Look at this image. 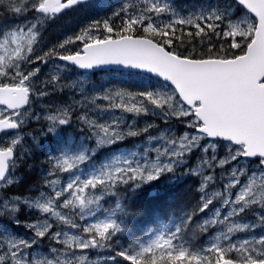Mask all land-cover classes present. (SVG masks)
<instances>
[{
    "label": "snow or ice",
    "instance_id": "6c2138e0",
    "mask_svg": "<svg viewBox=\"0 0 264 264\" xmlns=\"http://www.w3.org/2000/svg\"><path fill=\"white\" fill-rule=\"evenodd\" d=\"M233 2L239 5L236 11L230 3L224 9H203L168 23H156L152 15L155 13L156 18L165 13L177 15L160 0H147L139 10L122 7L113 13L121 20L120 25L106 19L101 27L100 21H94L58 45L61 52L67 54L54 48L37 57L41 61L56 57L85 70L113 65L141 76L150 74L163 81L162 88L138 92L126 89L113 92L105 88L89 102L96 105V101L102 99L108 102V107L101 111L119 109L135 116L151 111L165 121L186 122L185 127L195 132H185L179 137L162 132L159 137H149L150 141H163L159 147L143 152H116L98 167L85 172L81 165L90 161L99 148L147 133L155 125L136 130L133 123L127 125L125 131L120 119L98 123L89 118L87 105L83 103L80 115H76L72 105L50 110L44 116L47 128L41 130L43 134L56 132L75 118L87 127L88 138L95 143L75 153L60 152L47 158L51 169L43 184L50 192L41 191L35 199L0 197V216L16 224L22 223L16 218L21 205L41 214L35 222L24 223L34 232L31 240L0 230V264H98L85 254L91 249H108L114 253L105 257L103 264H264V235L232 240L235 233L264 227V0ZM79 3L80 0H8L7 11L12 15L31 11L36 16L34 22L0 30L4 37L0 41V132L18 130L27 115H35L21 109L29 104L31 79L39 69L24 74L21 64L31 61L28 53L33 52L41 20L54 18ZM240 10L242 16H238ZM184 25L191 29L186 33L188 41L183 38L182 28L177 35V27ZM101 31L106 34L99 35ZM196 38H200L202 45L207 44L206 52L197 51L191 43ZM76 44L79 47L67 51L68 46ZM58 82V77L54 76L44 83ZM69 87L84 93L81 81ZM39 95L48 93L41 90ZM116 98L119 103L115 102ZM35 119L39 120L40 116L35 115ZM204 139L208 143L203 146V152L211 149L212 155L201 157L202 165L214 171L217 142L222 141L227 152L218 161L220 167L231 162L239 165L243 158L253 161L256 170L246 183H241L248 169L232 167L226 176L221 175L222 179H227L223 191L209 195L205 189L214 181V175H205L202 167L189 169V174L201 178L198 188L201 196L184 220L176 224L174 231H167L164 225L163 230L146 241L121 245L118 238L126 231L122 217L133 213L121 203L120 188L137 189L162 175L175 173L186 157L201 147L200 141ZM22 141L23 137L17 133L0 146V187L14 183L11 173L18 166V160L23 159V153L16 151ZM62 173L70 174L63 185L59 178H51ZM234 188H238L235 194ZM106 196L117 197L114 208L103 206L101 202ZM214 201H219V206L197 225V230L204 235L214 226L222 230L206 247L186 246L182 240L183 230ZM253 206L260 210L256 213L257 223H240L234 219ZM223 209H227L226 213ZM69 229L76 230L77 234L70 235ZM42 238L56 241L61 247H52L47 255L29 252Z\"/></svg>",
    "mask_w": 264,
    "mask_h": 264
},
{
    "label": "trees",
    "instance_id": "16d2710c",
    "mask_svg": "<svg viewBox=\"0 0 264 264\" xmlns=\"http://www.w3.org/2000/svg\"><path fill=\"white\" fill-rule=\"evenodd\" d=\"M146 2L147 0H96L84 5H78L64 14L56 16L55 18L62 20L60 25L52 32L44 36H39L35 43L36 51L28 54L31 57V61L23 62L21 65V68H23L25 72L39 69L37 74L33 77L37 84L34 89L38 92L44 90L48 93V97H46L44 101H49V99L52 101L60 100L63 107L72 105L76 115H80L82 114L81 103L85 105L87 103V108H89L92 113H94L95 109L106 108V103L102 99H98L96 105H92L89 102L90 99H84L86 95L92 97L102 93L105 88H111L113 92L120 89L138 92L155 90L163 86L162 81L156 80L150 75L141 76L134 72L108 70L96 74H84L70 65L63 64L58 66V69L64 68V71L66 70V73H63V71L60 72L56 70L58 58H46L44 61L37 59V57L43 56L44 53L48 52L50 49L55 48L58 52H61L58 48L59 44L63 43L68 37H74L79 34L81 29L91 25L94 21H100L101 27L102 22L106 19L117 26L120 25L121 20L113 16L114 12L119 11L122 7L139 10ZM160 2L168 4L177 15L173 17L169 13H165L161 14L159 18H156V14L153 13L152 15L156 23H168L170 20L179 17H187L190 14L199 13L203 9H224L229 6L230 3L233 4V11L239 9V5L235 4L233 0H160ZM7 8L8 0H0V30L3 31L9 28V26L14 25L15 22H19L22 15H12L7 11ZM242 15L243 11L240 10L238 16ZM181 28L185 33L183 38L188 41L189 38L186 36V33L191 30L190 27L187 25L178 26L177 35H180ZM105 34L106 33L102 31L99 33L101 36ZM213 42L216 43V38H213ZM191 43L197 48V51H207V44L205 43L202 45L200 38L192 40ZM185 46H187V44ZM219 46V43H216V47L219 48ZM77 47H79L78 44L70 45L67 51H71ZM61 54H67V52H61ZM52 63L55 64V68H51ZM48 65H50V69L47 68ZM10 74L12 73H9V75ZM86 75H89L91 84L86 83ZM54 76L58 77L59 82L57 84L45 85L44 82L51 81ZM80 81L84 83L83 94H81L78 88L69 87V85ZM5 82L7 83L8 81ZM76 103L78 104L76 105ZM97 105L99 107H97ZM78 106L79 108L77 109ZM29 108L33 109L32 114L38 115L36 111L38 106H36L35 94L31 95ZM99 115H96V118H98ZM36 120L35 118L30 119V127L28 129L31 132L27 137L23 138V143L16 149L18 153H23V159L18 160V166L12 172L13 176L16 177L14 183L10 186L0 187L3 195L8 197L19 196L23 199L37 195V193L42 190H49L43 184L44 177L51 169V165L47 158L56 153V141L60 138L57 137L56 132L43 134L42 131L38 130V127L43 126L47 128V121ZM175 123H177L176 128L179 129V131H182L185 127V124L179 120H176ZM60 129L63 130L60 131ZM21 131H23V128H20L18 132ZM86 131L87 127L75 120V118L71 124L63 125L58 128V133L62 139H65V137L67 139L70 135H78ZM14 134H6L0 139V146L8 143ZM33 136L36 137L35 140H33ZM139 138V136L129 137L122 142V144L131 147ZM219 143L222 144L224 142ZM117 146L118 145H112L102 149L98 157L101 155H108L109 151ZM196 153L197 151L195 150L192 154L195 156ZM190 157L193 156L190 155ZM247 165H251L252 167L255 164L253 161L249 160L247 161ZM182 169L181 167L177 169L175 173L162 175L157 180L152 181L151 184L147 185V183H145L137 189L124 186L120 188L121 195L119 199L121 203L127 205L129 210L133 213L129 217H122L126 231L120 234L118 238L121 245L127 246L135 240L146 241L151 233L158 231L161 226L164 225H167L168 229L174 231L176 224L182 222L186 213L197 205L201 196V193L198 191L201 183L199 176L194 174L187 175L186 173L180 174ZM250 170H252V168H250ZM217 172H219V167L214 169L215 180L211 185L212 187H221L223 185L220 176L216 175ZM153 189L155 190L153 191ZM116 199L117 197L106 196L104 203L109 206L112 201ZM256 207L257 206H253L251 209L254 211ZM252 210L249 209L240 216L248 222L249 218L254 217ZM40 215L38 210L29 209L24 205L17 212V217L22 220V224H16L12 219L6 216H0V223H6V226L12 227L14 233L23 234L25 228L24 223L27 221H35L37 218H41ZM205 216V212L198 214L194 217L193 221L189 222V226L183 230L182 240L185 242L186 246L198 249L204 245V242L209 237L211 229H209L207 235H204L197 230V225L203 222ZM263 229L264 227H257L254 232L260 235L263 233L260 230ZM27 232L28 230H26V233ZM41 240L45 248L48 243L57 245L56 241H51L47 238L40 239L39 243ZM100 250L107 255L114 254L108 249ZM233 256H235V254H233Z\"/></svg>",
    "mask_w": 264,
    "mask_h": 264
},
{
    "label": "rangeland",
    "instance_id": "374dc122",
    "mask_svg": "<svg viewBox=\"0 0 264 264\" xmlns=\"http://www.w3.org/2000/svg\"><path fill=\"white\" fill-rule=\"evenodd\" d=\"M35 16H36V14L34 12H31V11L25 12V13H23L21 15L20 21L19 22H15L14 25L10 26L9 28L10 29H15V27L17 25H24V24H26V23H28L30 21L34 22ZM60 22H62V20L61 19H57L55 17L51 18V19H42L40 24L38 25L39 31H38V35H37L36 40L39 38V36H41V35L44 36V35L52 32L53 30H55L56 27H58L60 25ZM9 28H7L5 31L9 30ZM25 31H26V29H25ZM3 38H4L3 35H0V41H3ZM35 43L33 44V52L36 51ZM28 54H30V53H28ZM56 63H57L56 64L57 65L56 66V70L60 71V72L63 71V73H66V70L64 71V68L58 69V66H61L64 63H62L59 60ZM52 67L55 68V64L54 63H52L51 68ZM47 68L50 69V65H48ZM32 70H35V69H32ZM21 71L24 74L28 73V72H25L23 70V68H21ZM13 74L14 73H12L10 75H13ZM85 81H86L87 84H89V83L91 84V79H89V75L85 76ZM36 86H37L36 81L32 77V79H31V90H32V94H35V96H36V106H38V109L36 111L38 112V116H40V119L36 120V121H42V120L46 121L44 119V116L49 114L50 110H55L58 107H63V105H62L60 100L59 101H52L51 99H49V101H44V99L46 97H48V95L40 96L39 92L36 89H34ZM162 87L163 86H161L159 88H162ZM86 97H88L89 99L91 98L90 95H86ZM115 102L119 103L120 102L119 98H116ZM105 103H106V107H108V102L105 101ZM77 104L78 103H76V105ZM86 105H87V103H86ZM78 108H79V106L77 107V109ZM32 110H33L32 108H27L23 112L32 114ZM86 110H87L88 116L91 119L96 120L98 123H110L113 119L122 120L123 121L122 127H123V129L125 131L127 130V125L133 124V123L135 125V129L136 130L142 129V128L146 127L148 124H153V125H155V127L150 128L147 133H141V135H145V137L143 139H141V140H136L134 142L133 146H131V147H129L128 145L122 144V142H124L125 140H127L129 138L128 137L124 141L115 144V146L116 145H118V146L115 147L114 149L110 150L108 155H101L100 157H98V155L100 154L101 150L104 149V148H107V147L99 148L96 151L95 155L91 158L90 161L85 162L84 165H81V168H83V170L85 172H87V170H89L90 168H92L94 166L98 167L101 163L105 162L107 159H110L111 155L116 153V152H143L145 149H151V148L159 147L163 143V141H161V140H151L150 141L149 137H159L162 132H164L166 135H174L176 137H179V136L183 135V133H185V132H189L190 134H194V132H195V130L189 129L187 127H184L182 129V131H179V129L176 128L177 123H175V121L178 120V119H171V120L165 121V119L161 115L153 114L151 111L149 113H147V114H141L139 116H135L134 114H131V113L122 112L119 109H115V110H111V111H101V109H95L94 113H92L89 108H87ZM42 115H43V117H42ZM96 115H99V117L96 118ZM153 116H155V117H153ZM33 118H35V115H27L26 116L25 122L22 125L23 126V131L18 132V134L20 136H22L23 138L27 137L28 134L31 132L28 128L30 127V119H33ZM185 123L186 122H184V124ZM42 129H46V127H43V126H39L38 127L39 131H41ZM56 133H57L56 134L57 137L60 138V139L56 142V145H55L56 150H57L55 155L59 154L60 152L75 153V152H78L80 150H83L86 145L94 146V143H95L94 140H91V139L88 138L89 137V131L88 130L86 132L79 133L78 135H72V136L70 135L67 139H66V137H65V139L64 138L62 139L60 137V135L58 133V129L56 130ZM16 135L17 134H14L11 138H13ZM22 143H23V141H22ZM207 143H208L207 139L201 140L200 141L201 147L195 149L197 151L195 156L192 154L193 151H195V150H193L186 157L185 162L183 164H181L177 168V169H179L181 167L183 168L182 171L180 172V174H185L186 173L187 175H190L189 174V169L202 167L203 173L205 175H214V177H215V173H214L213 169L208 168L206 165H202V162H201V157L207 156L208 158H210L211 155H212V150L211 149H209V151L207 153L203 152V146H205ZM226 152H227V149H226L224 143L221 144V143L217 142L216 155H217L218 159L214 162V169L219 167V172H217L216 175L220 176V180L223 183V185L221 187H212L211 185L213 184L214 181L210 182L209 186L205 189V191L209 195H211V193L216 192V191H223L224 186L227 183V179H222L221 175L224 174L226 176L227 173L230 172L232 167H242V168L246 167L248 169L247 176L241 177V183H246L247 179H248V176H251L252 171L256 170L255 169V165H253L252 167H251V165H247V161H244L243 158H241V160L239 162V165H237L236 162H231L230 164H226L223 167H220L218 161H219V159H222V158L225 157ZM152 155L154 156L155 153H152ZM190 155H192L194 158L190 157ZM192 158H193V160L191 161ZM249 167L252 168V170H250ZM73 174H75V173H73ZM69 175H70L69 173H62V174H59L58 176H54V177H51V178L52 179L59 178L60 181H61V184L63 185V184H65L67 182ZM194 175H196V174H194ZM11 176H12L13 180L16 178L13 175H11ZM197 176H199V175H197ZM257 176L259 177V172L258 171H257ZM199 179L201 181L200 176H199ZM150 182H152V181H150ZM150 182H148V183H150ZM257 183H259V180L257 181ZM42 191L47 193V192H50V189L49 190H42ZM232 191H233V194H235V192L238 191V188H234ZM40 192H38L37 195H34L32 197H28V198H32V199L38 198L39 195H40ZM96 194H99V192H97ZM0 197H6L9 200H12L16 196H14V197L9 196L8 197L6 195H3L2 189H0ZM233 198H234V195H233ZM105 199H106V197L104 198V200ZM104 200L101 202L104 207H106V208H114L115 207V201L116 200H113L112 203L109 206H107L104 203ZM0 203H2V201H0ZM22 206H24V205H21L20 208ZM218 206H219V201H214L213 205H211L210 208H209V212H208L207 216H210L212 214V211ZM250 210H252V209H250ZM64 211H67V210H64ZM226 211H227V209H223L222 210V212H225V213H226ZM259 211L260 210H259L258 207H256L254 211L252 210L254 217L249 218L248 222L245 219H243L241 216L236 217L234 219H236L240 223H250V222L251 223H257L256 213L259 212ZM40 217H41V215H40ZM16 218H17V214H16ZM19 220H21V219H19ZM27 222H35V221H27ZM214 227H213V229H214ZM0 230H7L8 232L16 235L17 237H21V238H24V239H27V240H31L33 238V236H34V232L32 231V233H31V230L26 228V227L24 228L25 233H24V230H23V234H19V233H14V230H13L12 227L6 226V225L0 223ZM26 230H28L27 233H26ZM221 230L222 229L220 228V229H217L216 231H214L213 234L211 233V235L209 236L208 240L206 241V244L204 245V247H206L208 245L209 240L213 236H215L218 231H221ZM252 230H246L244 232H238V233L233 234L232 235L233 242L243 241L244 239H251L253 237L258 238L259 236L257 237V235ZM68 231H69L70 235L77 234L76 230L69 229ZM159 231H161V230H159ZM261 232H263V235H264V229L261 230ZM156 233L157 232L152 233L150 235V238L153 237L154 234H156ZM52 247H61V246L58 245V244L54 245V244L48 243L47 247L45 248L43 246V241L41 240L40 243H38L33 248L29 249V252L34 253V254H36L38 256L41 255V254L47 255V254H49V251H50V249ZM85 254L91 260L97 261L98 264H103L104 258L108 256L107 254H105L100 249L86 250Z\"/></svg>",
    "mask_w": 264,
    "mask_h": 264
},
{
    "label": "water",
    "instance_id": "95a60500",
    "mask_svg": "<svg viewBox=\"0 0 264 264\" xmlns=\"http://www.w3.org/2000/svg\"><path fill=\"white\" fill-rule=\"evenodd\" d=\"M88 1H91V0H80V3H85V2H88ZM68 10V9H67ZM66 11V10H65ZM69 64H71L70 62H68ZM72 65V64H71ZM74 67H76L75 65H72ZM78 68V67H77ZM107 69H119V70H126L120 66H113V65H108V66H101L99 68H96L94 70H85V69H81L82 71H85V72H97V71H101V70H107ZM129 71H132V70H129ZM264 79V78H262ZM27 105L23 106V108H25ZM22 108V109H23ZM8 131H12V130H8ZM3 132H6V131H3ZM3 132H0V135L3 133Z\"/></svg>",
    "mask_w": 264,
    "mask_h": 264
},
{
    "label": "bare ground",
    "instance_id": "6f19581e",
    "mask_svg": "<svg viewBox=\"0 0 264 264\" xmlns=\"http://www.w3.org/2000/svg\"><path fill=\"white\" fill-rule=\"evenodd\" d=\"M83 13H84V12H83ZM80 16H82V15H80ZM0 17H1V16H0ZM15 19H16V18H15ZM81 21H82V20H81ZM89 22H90V20H89ZM90 23H91V22H90ZM90 23H89V24H90ZM9 27H10V26H9ZM9 29H10V28H9ZM64 30H65V29H64ZM64 30H63V31H64ZM81 30H82V29H81ZM45 31H46V30H45ZM42 34H43V33H42ZM41 36H42V35H41ZM55 37H56V36H55ZM51 39H52V38H51ZM60 39H61V38H60ZM53 40H54V39H53ZM51 41H52V40H51ZM54 42H55V41H54ZM56 43H57V42H56ZM51 58H52V57H51ZM43 65H44V64H43ZM63 102H64V101H63ZM181 196H182V195H181ZM173 198H174V197H173ZM183 201H184V200H183ZM189 203H190V202H189Z\"/></svg>",
    "mask_w": 264,
    "mask_h": 264
}]
</instances>
